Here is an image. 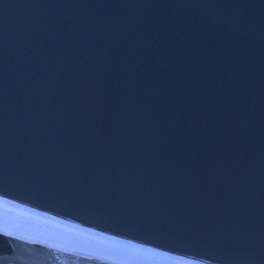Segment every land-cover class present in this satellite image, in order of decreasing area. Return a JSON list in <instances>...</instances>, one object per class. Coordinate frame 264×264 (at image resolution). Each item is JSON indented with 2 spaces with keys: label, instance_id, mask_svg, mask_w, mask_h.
<instances>
[{
  "label": "water",
  "instance_id": "1",
  "mask_svg": "<svg viewBox=\"0 0 264 264\" xmlns=\"http://www.w3.org/2000/svg\"><path fill=\"white\" fill-rule=\"evenodd\" d=\"M0 200L264 264V0H0ZM0 264L111 263L0 232Z\"/></svg>",
  "mask_w": 264,
  "mask_h": 264
},
{
  "label": "rangeland",
  "instance_id": "2",
  "mask_svg": "<svg viewBox=\"0 0 264 264\" xmlns=\"http://www.w3.org/2000/svg\"><path fill=\"white\" fill-rule=\"evenodd\" d=\"M0 202V232L111 264H193L60 225ZM148 250V251H146Z\"/></svg>",
  "mask_w": 264,
  "mask_h": 264
}]
</instances>
